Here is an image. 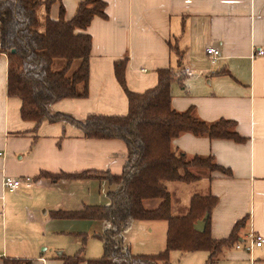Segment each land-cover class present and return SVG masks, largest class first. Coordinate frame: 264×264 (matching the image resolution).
I'll list each match as a JSON object with an SVG mask.
<instances>
[{"label":"crops","instance_id":"obj_1","mask_svg":"<svg viewBox=\"0 0 264 264\" xmlns=\"http://www.w3.org/2000/svg\"><path fill=\"white\" fill-rule=\"evenodd\" d=\"M82 1L56 0L50 9V18L59 20L63 9L65 20H71ZM102 1L107 5V18L95 17L87 29L92 38L89 95L83 99L62 100L49 107L50 114H65L78 121H85L90 115H127L129 100L116 78L115 63L128 58L127 86L133 92L144 93L158 84L159 69L177 68V56L170 44L177 45L183 52L181 68L188 79L183 85H173V108L184 112L195 107L196 116L210 124L234 121L235 131L243 139L235 142L187 133L173 141L174 148L180 152L188 156H211L219 166L231 171L229 176L220 172L199 174L195 170L201 179L184 185L199 184L200 191L189 196L186 212L196 195L217 197L219 202L210 222L214 240L228 239L237 223L247 220L240 231V244L221 251L218 256L223 255L225 264H264V245L248 250L251 236L264 238V54L256 55L264 52V0ZM209 48L220 51L214 73L207 54ZM7 81L8 57L0 54V218L3 226L0 264L8 258L22 259L28 264H66L62 256L77 254L84 234L91 236L95 227L107 231L111 224L51 217L52 225L47 227V233L75 240L74 246L58 254L61 249L52 247L54 255L51 256H30L27 247L14 246L16 250L14 247L9 250L5 230L7 212L15 215L19 210L30 212L25 199L42 190L67 192L60 201L52 200L55 207H49L51 210H45L44 215L59 210L78 211L85 206H110L109 193L120 187L105 180L35 178L41 172L55 175L103 172L119 176L127 162L128 149L121 140L85 139L80 130L66 123L51 124L46 120L35 129L34 122L22 120L21 101L7 95ZM7 176L30 178L32 185L10 192L4 187ZM84 181H99L101 205H90L92 191L87 195L76 194ZM26 190L29 193L23 192ZM142 222L132 223L138 228L153 230L157 221L146 226ZM95 235L101 234L95 232L92 236L96 238Z\"/></svg>","mask_w":264,"mask_h":264},{"label":"trees","instance_id":"obj_2","mask_svg":"<svg viewBox=\"0 0 264 264\" xmlns=\"http://www.w3.org/2000/svg\"><path fill=\"white\" fill-rule=\"evenodd\" d=\"M56 0H0V54L8 57L7 95L18 98L22 105L21 118L34 122L37 129L44 121L66 123L81 131L85 139L121 140L128 149L123 173L114 176L103 172L80 174H51L41 172L35 179L52 181L96 178L119 190L109 193L110 206H85L78 211H54L53 219L107 221L111 229L95 235L103 242V255L86 260L83 250L74 256H62L66 264H171L172 252H208L209 261L226 249L240 244V231L247 220L237 223L225 240L211 237V215L219 199L212 195H196L190 201L189 212L181 217L172 214V195L169 183L191 184L201 176L194 171H231L219 166L213 157L188 156L174 148L173 141L183 134L211 139L241 142L235 131L236 123L220 120L210 124L200 120L195 107L184 112L173 108L174 84L183 85L188 76H179L175 67L159 69L158 84L144 93L129 90L126 82L128 58L115 63L116 78L129 100L125 116L90 115L78 121L65 114L51 115L49 107L65 99H83L89 95L90 57L92 38L87 29L95 17L107 18L106 3L102 0H83L76 15L65 20L64 10L57 21L50 18ZM171 51L181 68L183 52L175 44ZM63 61L55 71L54 65ZM77 69L72 72L73 66ZM183 172V174H182ZM159 200L154 209L145 202ZM209 214L206 230L200 233L195 225ZM133 221H165L166 248L157 255H135L117 241L126 226ZM88 235H83L84 242ZM4 264H28L22 259H6Z\"/></svg>","mask_w":264,"mask_h":264},{"label":"rangeland","instance_id":"obj_3","mask_svg":"<svg viewBox=\"0 0 264 264\" xmlns=\"http://www.w3.org/2000/svg\"><path fill=\"white\" fill-rule=\"evenodd\" d=\"M184 44V41H181ZM64 62L58 61L54 65V70L59 71L62 69ZM218 64V63H217ZM216 64V66H217ZM78 63H75L73 66L72 72L77 69ZM179 76H186L183 68H176ZM199 174L205 173L208 171L198 170ZM218 172V171H217ZM210 174L216 172H209ZM208 173V174H209ZM10 177V176H7ZM13 178V177H10ZM14 179V178H13ZM203 185H201V189ZM168 190L172 195V214L175 217H181L187 214V201L189 196L198 193L200 190L199 184H192L186 186L184 184H175L169 183L167 184ZM100 183L99 181H84L80 183L77 187L76 194L78 195H87L89 191H92V204L90 205H101L100 195H99ZM56 190V189H53ZM23 192H28L23 191ZM67 192L65 190L62 191H40L37 194H32V196H28L27 202L29 206V210L16 212V215L10 214L7 212V221L5 225L6 237L9 242V250L12 251V248L16 246L18 249L23 247H27L29 249L30 256H40L54 255V250L52 252V247L58 250L56 254L61 252L63 249H71L74 246V241L68 239L66 237H62L61 235H54L52 232L47 233V227L52 225L51 215H44V211L50 209L52 206L55 207L51 201L59 200L65 197ZM160 203L159 200H149L145 202V207L147 209H154ZM25 205V206H26ZM22 206L21 208H24ZM50 207V208H49ZM51 210V209H50ZM10 214V215H9ZM154 222V221H153ZM150 223L148 221H143L142 224ZM156 227L153 230L147 227V230L138 228L135 223H129L124 229L123 233L118 236L117 241L121 243L124 247L130 249V251L135 255H157L163 252L166 248V239H167V223L165 221H157ZM110 227V224L107 223ZM132 224V225H131ZM108 227V228H109ZM106 229V228H105ZM99 234H103L105 232L104 228L96 229L93 228L91 236L84 242L82 241V246L77 250H83L82 256L86 259H97L98 257H102L103 255V242L99 238H94L92 235L95 232ZM3 232V226L1 224L0 218V251L1 244L3 240V236H1ZM41 233V234H40ZM34 234V236H33ZM36 234V235H35ZM4 235V234H3ZM13 236L17 238L14 239ZM18 239H21L17 241ZM90 239V240H89ZM32 242L30 244H25L27 241ZM14 247V250L17 248ZM75 252V253H77ZM74 253V254H75ZM73 254V255H74ZM97 257V258H96ZM171 264H225V259L223 255H219L217 258L209 261V255L207 252H193V253H180V252H172L170 255ZM209 261V263H208Z\"/></svg>","mask_w":264,"mask_h":264},{"label":"built area","instance_id":"obj_4","mask_svg":"<svg viewBox=\"0 0 264 264\" xmlns=\"http://www.w3.org/2000/svg\"><path fill=\"white\" fill-rule=\"evenodd\" d=\"M207 54L210 58L211 65H212V72H216V64L220 59V51L215 48L207 49ZM263 51H259L256 55L261 56L263 55ZM32 180L30 178H26L25 180L22 179H13L10 177L5 178L4 180V187L10 192H16L22 186H31ZM264 245V238L261 236L254 237L251 236V244L249 245L248 250H251L253 247H262Z\"/></svg>","mask_w":264,"mask_h":264},{"label":"water","instance_id":"obj_5","mask_svg":"<svg viewBox=\"0 0 264 264\" xmlns=\"http://www.w3.org/2000/svg\"><path fill=\"white\" fill-rule=\"evenodd\" d=\"M209 219V214H206L204 219L199 221L196 225H195V230L203 233L206 230V226H207V221Z\"/></svg>","mask_w":264,"mask_h":264}]
</instances>
